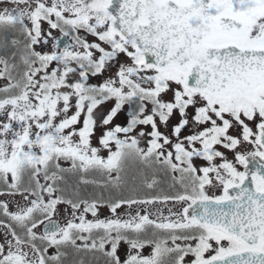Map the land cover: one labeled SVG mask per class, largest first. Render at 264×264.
Returning <instances> with one entry per match:
<instances>
[{
    "label": "snow or ice",
    "instance_id": "snow-or-ice-1",
    "mask_svg": "<svg viewBox=\"0 0 264 264\" xmlns=\"http://www.w3.org/2000/svg\"><path fill=\"white\" fill-rule=\"evenodd\" d=\"M0 264H264V0H0Z\"/></svg>",
    "mask_w": 264,
    "mask_h": 264
}]
</instances>
